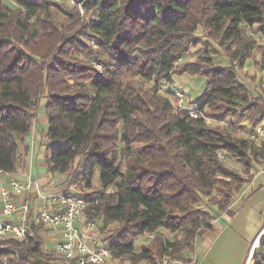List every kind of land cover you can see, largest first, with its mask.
Masks as SVG:
<instances>
[{
    "label": "trees",
    "instance_id": "trees-1",
    "mask_svg": "<svg viewBox=\"0 0 264 264\" xmlns=\"http://www.w3.org/2000/svg\"><path fill=\"white\" fill-rule=\"evenodd\" d=\"M10 1L0 0V172L16 170L45 97L46 167L67 175L66 192L96 200L89 217L103 230L118 223L114 236L103 237L113 257L163 264L164 256L191 252L215 216L198 206L203 198L226 210L231 192L248 182L225 159L250 167L264 158V139L249 137L264 119V98L237 70L253 47L249 28L264 35V0H78L93 9L82 23L67 0ZM200 29L226 47L231 62L216 64L208 44L185 60ZM185 74L207 78L197 117L164 88ZM207 117L229 124L212 126ZM96 176L113 192L72 190V183L92 189ZM40 227L28 242L12 241L15 249L0 246V264H64L44 250ZM161 228L181 235L170 240ZM147 232L156 233L155 243L137 250L136 238ZM254 259L264 264V254Z\"/></svg>",
    "mask_w": 264,
    "mask_h": 264
},
{
    "label": "built area",
    "instance_id": "built-area-1",
    "mask_svg": "<svg viewBox=\"0 0 264 264\" xmlns=\"http://www.w3.org/2000/svg\"><path fill=\"white\" fill-rule=\"evenodd\" d=\"M185 93L184 90H177L175 106L188 110L194 117L201 115L197 109L187 106ZM263 133L264 126L259 124L256 131L249 133V137L260 139ZM219 156L224 158L223 153H219ZM22 193H25V198H19ZM0 202V242H28L31 228L34 225L42 226L51 236H57L53 252L64 264H119L115 261L121 258L113 257L102 238L99 219L89 217V209L96 200L77 196L54 185L46 187L38 179L21 182L8 172L7 181L0 187ZM145 234L148 239L156 235L155 232ZM252 251L246 264L253 256ZM196 261L195 258L189 263L195 264ZM174 262L176 259H165L163 264Z\"/></svg>",
    "mask_w": 264,
    "mask_h": 264
},
{
    "label": "crops",
    "instance_id": "crops-1",
    "mask_svg": "<svg viewBox=\"0 0 264 264\" xmlns=\"http://www.w3.org/2000/svg\"><path fill=\"white\" fill-rule=\"evenodd\" d=\"M45 103L46 98L42 97L39 100L32 130L26 135L25 143L21 146V152L24 153L17 162L16 170L11 174L21 182L31 178L38 179L44 186L51 187V185H57L56 183L62 178L55 180V174L48 170L45 163V153L50 143ZM7 179L8 172H0V187ZM19 198H25V193H22ZM1 212L0 202V214ZM38 233L42 238L48 235L54 247V239L57 236H51L43 227L38 230ZM223 236L235 250L234 256H225L224 264H246L251 250H253L252 262L256 251L264 254V167H259L252 173V178L237 192L226 210L215 214L212 227L203 229L197 235L193 250L185 252L183 257L176 259L173 264H190V260L195 258L197 260L195 264L207 261L208 256L212 255L213 251L215 254L219 246H222L225 241V239L221 241ZM215 259L210 261L218 264Z\"/></svg>",
    "mask_w": 264,
    "mask_h": 264
},
{
    "label": "rangeland",
    "instance_id": "rangeland-1",
    "mask_svg": "<svg viewBox=\"0 0 264 264\" xmlns=\"http://www.w3.org/2000/svg\"><path fill=\"white\" fill-rule=\"evenodd\" d=\"M66 3L68 5V8L65 6L64 3H60V5L63 8L66 7L67 9H72V13L75 14V16H76L75 18L74 17L73 18L78 19L80 23H82L83 21H87L93 14L92 8L84 7L82 4H80L78 2V0H67ZM57 9L59 12H61L60 17L63 20H66V18L68 17V14H63L64 11H61L62 9L58 6H57ZM75 9L78 10V13H76ZM75 27L77 28L78 25ZM248 34L249 35L247 37V42L249 43V46L253 45V47L250 51L248 58L245 59V62L243 64H241L240 66L237 67V70H238V74L240 76V80L243 82H246L249 85L250 89L253 91V95L254 96L262 95L264 98V84H263V77H264V35L259 34L250 28L248 30ZM198 36L200 38L199 44L196 47H193L191 49L190 53H188L187 56L185 57V60L186 59L187 60L194 59L195 57L200 56L205 51V49L207 47L206 44H208L214 50V51L212 50L213 51L212 56H213V60L215 61L216 64L223 65V64L228 63V61L231 62L232 58H231V56H229L227 54L226 47L221 45L219 43L218 39L211 37L212 35L210 34L209 31H206V30L204 31L203 29H200L198 31ZM232 50H234V46L232 47L231 51ZM206 84H207L206 76H202L199 74H196V75L185 74L183 76H179L176 78L175 85H173V87L167 86L164 88H165V90H171V91L172 90L177 91L180 89L186 91L185 100H186L187 106H191L192 108H197L198 102L202 96V93L206 87ZM171 97L172 96H170V98ZM249 114L250 113H247L246 116H248ZM207 120H208L207 121L208 124H210L212 126H216V125L224 126V125L229 124V120L228 121L216 120V119H213L210 117H207ZM238 120L239 119H236V121H238ZM243 122H244V124H246V126L248 128L251 126L250 120L244 119ZM260 124H263V126H264V119L260 120ZM261 139H264V133L261 136ZM137 146H139V145H137ZM79 160L80 159L77 158V160L75 161V164H74L75 169H73V171H75V173H76V168L79 164ZM225 160L228 162L229 166L233 170L240 173V175L245 178V182L249 181L251 179L252 173H254L257 168L264 167V158L258 160L257 162H253L252 166H250V167H246L243 163L238 162L236 159L226 158ZM66 176L67 175H64L62 177V179L56 183L57 185L54 184V186L55 187L57 186L60 189L67 188L66 186L69 185V181L64 179V177H66ZM54 179L58 180L59 176L57 174H55ZM227 180L231 181L232 179H227ZM72 185H73L72 190L75 193L76 192L77 193L82 192L85 194H91L92 193V196H95L94 194L96 191L113 192V190H114V187H108L107 189H103L102 186L100 185L98 176L95 177L94 187L92 189L83 188L82 186H80L79 184H76V183H72ZM231 193H232V195L237 194L236 191L231 192ZM215 198H217L218 200H221L222 195L219 194ZM198 206L204 210L212 211L213 214H216L217 212L221 211V209H219V207L217 205L212 204L209 196L204 197L203 201ZM117 225H118V223H111V224L107 225L103 230V228H102L103 222L99 221L100 230L102 232V238L104 236L105 237L114 236L116 234V231H117V228H116ZM34 227H36V225H34ZM160 231L164 234L165 237H168L170 240H174V238H176L177 235L178 236L181 235V234L172 233L168 229H165V228H161ZM224 239H225V236L222 237L221 241ZM43 240H44V246H43L44 250L46 252L53 253V242H52L51 238L48 235H44ZM154 243H155V240L154 239H148L146 234L140 235L135 240V246H136L137 250H140L141 244L151 246ZM198 245L199 246L201 245L200 242L198 243ZM0 246L5 247V248L6 247H12L14 249L17 247L15 244L12 243V240H3L0 242ZM233 248H234V246L231 243L229 244L228 241L225 239V241H223L222 246L221 247L219 246L216 253L214 254L215 251H213L212 255L208 256L209 260L207 259V261H204L203 263H199V264H214L210 260L215 259V258H217V259H215L217 261V262L215 261L216 263L224 264L223 262L226 261L224 259V258H226L225 256L230 257V256L235 255V253H234L235 250ZM162 259H163V261L165 259L168 261H172L176 258L164 256ZM57 260H56V262L60 261V260H58V261ZM115 262H117L119 264H133V262L128 258L117 260ZM254 262H255V259L253 260V262L251 264H254ZM137 264H151V263L147 262V261H142V262H139Z\"/></svg>",
    "mask_w": 264,
    "mask_h": 264
}]
</instances>
